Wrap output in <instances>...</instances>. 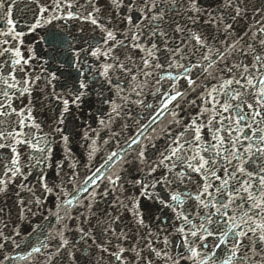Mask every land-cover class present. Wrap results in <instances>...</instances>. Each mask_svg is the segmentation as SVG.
Masks as SVG:
<instances>
[{
    "label": "snow or ice",
    "instance_id": "obj_1",
    "mask_svg": "<svg viewBox=\"0 0 264 264\" xmlns=\"http://www.w3.org/2000/svg\"><path fill=\"white\" fill-rule=\"evenodd\" d=\"M0 264H264V0H0Z\"/></svg>",
    "mask_w": 264,
    "mask_h": 264
}]
</instances>
